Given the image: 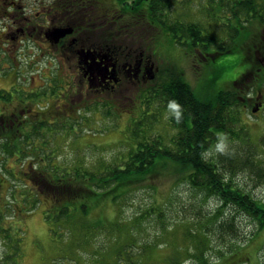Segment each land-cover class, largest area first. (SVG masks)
<instances>
[{"label":"rangeland","instance_id":"rangeland-1","mask_svg":"<svg viewBox=\"0 0 264 264\" xmlns=\"http://www.w3.org/2000/svg\"><path fill=\"white\" fill-rule=\"evenodd\" d=\"M19 1L27 8L26 15L32 16V7L41 1L51 2ZM99 1L102 7H122L117 0ZM235 1L169 0L165 10L170 21L197 23L234 48V52L213 64L220 71L219 86L243 72L247 66L246 45L259 31L246 21L248 16L243 11V23L231 18ZM257 1L264 11V0ZM10 3L0 0V93L41 87L42 92H52L59 99L53 106H63L56 111L58 117L56 112L52 117L48 111L53 123H45L28 140L20 133L22 139L16 142L14 154L4 152L5 139L0 140V264H201L194 246L197 239L207 244L204 252L208 264L264 261V229L259 230L258 223L244 212L228 209L223 218H233L230 222L234 229L216 233L217 226L210 218L219 212L221 201L207 190L191 188L184 178H179L182 174L171 161L167 167L159 165L154 179L144 181L118 201L105 197L97 203L83 198L70 202L44 190L41 172L34 181L31 174L37 167L50 177L55 176V170L103 173L111 166L125 164L140 142L159 138L164 145H173L172 138L180 130L171 120L172 110L151 93L143 91L142 96L135 97V86L128 84L123 95H95L78 86L74 66L56 56L55 49L42 43L40 37L15 45L8 43L4 28L11 23L10 15H18ZM43 19L42 14L38 21ZM140 29H132L130 34L131 30L117 24L109 27L106 36L96 33L91 37L97 41L101 36L109 38L118 47L142 45L168 69L164 81L175 80L180 73L193 87L205 85L204 94L213 91L207 82L212 72L208 68L199 72L200 63L187 56L189 47L178 42L186 39L180 32L160 27ZM32 77L35 80L30 86L28 80ZM250 83L253 95L259 84L264 93V79ZM61 90L64 94L57 97ZM47 98L50 97L40 103L43 111L48 107L45 102H50ZM236 116L230 128L244 130L243 136L250 139L222 133L206 157L219 160L220 172L227 182L232 180L235 188L264 202V180L257 176L256 168L242 164L257 144L264 143V108L255 114L241 104ZM10 144L15 145L14 141ZM257 148L262 150L261 145ZM82 203L88 204L87 209L81 207ZM191 229L199 230L197 238L185 235ZM233 252L234 257H229Z\"/></svg>","mask_w":264,"mask_h":264},{"label":"trees","instance_id":"trees-1","mask_svg":"<svg viewBox=\"0 0 264 264\" xmlns=\"http://www.w3.org/2000/svg\"><path fill=\"white\" fill-rule=\"evenodd\" d=\"M92 1L95 5L100 2L99 0ZM117 1L121 3L122 7H116L113 13L114 21H112L111 26L118 24L121 28L127 27V30H131L130 34L139 27L141 29H157L160 27L175 33L180 32L181 37L191 41L189 46L197 45L207 49L218 47L216 54L220 55L227 52V49L222 47L219 40L212 33L204 31L199 24L170 21L165 11L168 8L169 0ZM234 3L231 11L234 14L233 16L239 18V21L240 13L257 12L262 6L257 0H236ZM65 4H69V2ZM88 4L91 3L88 2L86 6H89ZM68 9L72 8L69 6L64 7L65 11ZM240 23H242V20ZM108 28L102 29L101 33H104ZM179 40L178 42L182 45L184 42ZM207 68L213 74V77L207 81L213 89L210 94L208 92L204 94L205 85L199 89L193 87L182 74L177 73V78L173 81L167 80L162 94L158 95V97L164 98L166 108L172 110L171 120L180 130L178 135L172 138L173 145H164L162 139L159 138L140 142L138 148L130 152L125 164L111 166L100 174L91 172L86 174L80 170H75L74 173L68 170L59 173L58 170H55V176L50 177L49 174L41 171L40 167H37L31 174L32 178L34 181H38L37 175L41 172L39 176L42 183H39L43 184L44 190L52 192L57 197H65L64 199L70 202L76 198H83L88 202L92 200L93 203H97L105 197L118 201L134 188L142 185L144 181L154 179L159 174L157 171L159 165L165 166L167 164V167L168 161H171L176 171L182 174L179 178H184L191 188L196 191L207 190L215 194L221 201L219 212L214 213L210 218L214 221L211 223L214 224L215 228L217 226L216 233L222 234V231L232 229L233 222L230 221L233 218H229L230 221L223 218L228 209L244 212L258 223L259 230H263L264 202L255 199L240 187L235 188L232 180L227 182L225 176L220 172L219 160L213 161L206 157V152L209 151L215 139L219 140L222 133L232 135L233 138H242L244 135V130L235 131L230 128L235 125L237 108L241 107L242 104L241 98L236 96L234 86L232 88L231 86H228L229 88L225 87L227 84L219 86L217 67L208 66ZM155 92V89L149 91L152 96L156 97ZM203 104L206 105L207 109L205 121L201 119ZM20 133L27 140L30 138L23 130L20 132L17 129L0 130V140L5 139V142L2 143V149L6 150L4 152L10 153V155L14 154V150L17 149L16 142L19 143L22 139L19 136ZM245 138L250 139L248 136ZM12 141L15 145L10 144ZM260 145L262 150L257 148ZM230 159L231 156H229ZM242 164L245 165L244 167L249 164L252 168H256L257 170H254L257 176L264 180V143L257 144L251 157L246 158ZM0 181L2 180L0 179ZM38 187L40 188V186ZM202 196L205 199L206 196L203 194ZM81 207L87 209L88 204L82 203ZM199 223L203 222L199 221ZM198 233V229H191L185 235H189L193 239L198 237ZM203 234L206 236V231ZM206 245L203 239H197L194 243L196 250L199 251L196 257L201 260V264L209 263L204 252ZM234 255L233 252L229 257H234ZM178 262L174 264H179ZM260 264H264V261Z\"/></svg>","mask_w":264,"mask_h":264},{"label":"flooded vegetation","instance_id":"flooded-vegetation-1","mask_svg":"<svg viewBox=\"0 0 264 264\" xmlns=\"http://www.w3.org/2000/svg\"><path fill=\"white\" fill-rule=\"evenodd\" d=\"M90 1L92 0H51L50 3L41 1L37 7H32L34 8L32 11L35 12L32 16L26 15L27 8L25 9V5L20 4L19 0H10V7H16L15 11L18 15H10L13 18L11 23L4 28L3 35L8 38L7 42L11 45H15L24 39L40 37L42 43H46L55 49L56 56L74 66L78 86H82L88 92H93L95 95L107 94L114 98L123 95V91L125 88L127 89L126 86L132 84L136 88L135 97L142 96L143 91L149 92L151 89L152 91L155 89L154 94L157 96H153V98L159 99L160 103L162 102L166 107L164 98L158 97V95L162 94L165 87L166 81L164 79H166L168 69L163 64L157 63L153 59V54L148 53L147 48L142 45L124 46L121 44L118 47L112 44L109 38L99 37L98 41L92 38V35L102 34V29L111 26L112 21H114L113 13L116 7L108 8L105 5L102 7L100 2L95 5L93 1ZM67 2L69 4H65ZM88 2L91 4L86 6ZM64 4L72 9L65 11ZM234 4L233 2L232 5ZM263 12L259 9L257 12L249 11L246 13L248 16L247 22H251V26L259 28V31L255 37H251L250 42L246 45L247 51L249 50L244 56L247 66L242 73L227 82V87L231 86L232 88L234 86V92L238 98H241L242 106L245 109H258L254 112L255 114L260 113L264 108V93L261 85H255L257 90L255 95L250 89L251 81L257 80L260 82L264 78ZM42 14L44 15L43 21H38ZM233 15H231V18L239 21V18ZM67 26H72L73 32L55 41L51 36V30L56 27ZM108 29L104 32L105 36L109 33L107 32ZM219 43L227 49V52L222 55L216 54L218 47L207 49L197 45H193L194 47L189 46L191 41L188 39H185L182 46L189 47V51L186 52L187 56L200 63L201 71L199 70V72L201 73L208 66L216 67L213 64L218 58L234 52V48L227 47L224 41L219 40ZM89 50L93 51L94 59L85 58V54ZM106 54L110 58L106 59ZM92 62L97 67H92ZM112 63H114V66L110 65ZM173 67L174 65L171 66V69ZM217 71H219L218 68ZM219 76L220 73H218ZM34 80L35 77L28 80V85L31 86ZM145 88L147 89L144 90ZM40 89L41 87L31 90L15 89V91L0 93V104L3 105L0 106V128L17 129L19 132L23 130L31 138L32 132L42 129L45 123H53V120L49 119V112L52 113L53 117L57 109L59 110L63 105L53 106L59 99L54 98L52 92L45 94ZM68 93L65 95H68ZM63 94L64 92L61 90V92L56 93V96L60 97ZM169 94L171 95V93ZM46 97H50L47 98L50 102H45L44 106L48 107L43 111L40 108L42 106L40 103L46 101ZM206 110V105L203 104L202 121L206 120ZM57 113L59 114V112H56L55 115Z\"/></svg>","mask_w":264,"mask_h":264},{"label":"water","instance_id":"water-1","mask_svg":"<svg viewBox=\"0 0 264 264\" xmlns=\"http://www.w3.org/2000/svg\"><path fill=\"white\" fill-rule=\"evenodd\" d=\"M73 32V27L72 26H67V27H56L51 30V36L55 39V41H58L61 37L65 36L68 33ZM82 57V55H81ZM85 58H91L94 59V54L93 51L89 50L87 54H85ZM105 58H110L107 54L105 55ZM92 67H97L93 62L91 63ZM114 66V63L110 64ZM258 109L254 108L253 111L256 112Z\"/></svg>","mask_w":264,"mask_h":264}]
</instances>
